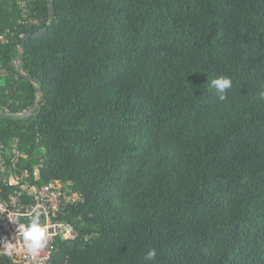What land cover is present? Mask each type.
I'll use <instances>...</instances> for the list:
<instances>
[{
    "label": "trees",
    "instance_id": "obj_1",
    "mask_svg": "<svg viewBox=\"0 0 264 264\" xmlns=\"http://www.w3.org/2000/svg\"><path fill=\"white\" fill-rule=\"evenodd\" d=\"M16 1L0 142L81 197L55 263L264 264V0Z\"/></svg>",
    "mask_w": 264,
    "mask_h": 264
},
{
    "label": "built area",
    "instance_id": "obj_2",
    "mask_svg": "<svg viewBox=\"0 0 264 264\" xmlns=\"http://www.w3.org/2000/svg\"><path fill=\"white\" fill-rule=\"evenodd\" d=\"M16 4L21 10V22L28 15L27 2L17 0ZM12 35L13 31L7 29L0 34V41L6 44ZM12 65L15 66L16 73L23 72L19 57L12 61ZM8 74L7 68L0 65V85ZM12 85V89L19 95L21 90L17 84ZM7 92L8 89L5 90ZM20 103L19 100L15 101L16 105ZM4 149L0 142V247L4 240L14 244L12 256L7 257L16 264H56L54 260L57 241H70L77 235L76 228L67 220V215L70 208L80 202L81 197L77 192L55 181L38 185L36 180L40 175L41 164L31 170L20 166V158H26V154L17 149V139L9 144V150ZM6 187L11 188L8 193H5ZM34 216H39L42 219L41 226L47 227L48 241L43 249L32 256L24 247L20 230L22 225L27 226L21 218Z\"/></svg>",
    "mask_w": 264,
    "mask_h": 264
},
{
    "label": "clouds",
    "instance_id": "obj_3",
    "mask_svg": "<svg viewBox=\"0 0 264 264\" xmlns=\"http://www.w3.org/2000/svg\"><path fill=\"white\" fill-rule=\"evenodd\" d=\"M212 87L216 90L217 98L220 101L227 99L226 90L232 87V80L230 77H217L211 81ZM261 99H264V92L260 94ZM21 236L24 247L28 253L35 256L38 251L43 249L48 241V229L41 226L39 216H34L28 226H21ZM15 250L12 242L3 241V246L0 247L3 255L11 257ZM156 255L154 249L149 250L146 254V260H152Z\"/></svg>",
    "mask_w": 264,
    "mask_h": 264
},
{
    "label": "water",
    "instance_id": "obj_4",
    "mask_svg": "<svg viewBox=\"0 0 264 264\" xmlns=\"http://www.w3.org/2000/svg\"><path fill=\"white\" fill-rule=\"evenodd\" d=\"M52 1L53 0H50V5H51V10H52ZM52 19L53 18H51V21H52ZM50 21V22H51ZM50 22L39 32V33H37V34H35V35H38V34H40L41 32H43V31H45L47 28H48V26H49V24H50ZM28 37H29V35H22L21 36V38H22V42H21V47L23 46V42L26 40V39H28ZM21 57H22V53H20V55H19V58L21 59ZM19 74L21 75V76H23V77H26L28 80H30L31 82H36V84H37V86H38V89H37V93L38 92H40V90H41V83L40 82H37L35 79H33L31 76H28V75H26L24 72H19ZM7 115H19V114H16V113H8V112H5V113H0V116H7Z\"/></svg>",
    "mask_w": 264,
    "mask_h": 264
}]
</instances>
